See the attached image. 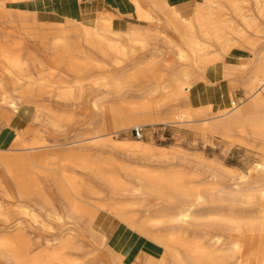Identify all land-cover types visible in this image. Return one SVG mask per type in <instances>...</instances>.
Instances as JSON below:
<instances>
[{"label":"bare ground","instance_id":"1","mask_svg":"<svg viewBox=\"0 0 264 264\" xmlns=\"http://www.w3.org/2000/svg\"><path fill=\"white\" fill-rule=\"evenodd\" d=\"M225 1L237 14L236 26L224 18L217 0H196L189 16L170 0H125L131 11L125 14L127 25L95 8L60 22L36 21L28 10L8 15L40 39L49 62L25 53L18 38L0 45L3 126L32 105L33 122L56 127L58 116L39 103L41 87H50L56 67L78 75L74 81H52L53 97L67 100L90 73L99 92L91 107L108 131L105 144L122 151L128 163L90 154L104 145L103 135L92 129L93 137L75 139L50 155L59 145L41 138L38 129H31L27 143L15 139L0 148V189L14 188L17 212L41 227L48 224L39 220L40 211L60 224L55 233L32 236L0 203V264H264V0H250L252 11L239 5L247 0ZM225 54L238 60L220 70L218 107L194 106L197 73ZM98 58L107 63L97 64ZM235 86L244 95L240 104L230 99ZM131 96L140 99L127 103ZM156 124L192 125L231 145L255 143L260 157L247 173H235L200 154L142 138H111L124 126ZM55 157L65 163L49 167ZM40 163L61 212L28 171ZM100 211L110 221L98 223ZM80 229L91 239L84 250L75 241ZM78 252L81 258L73 259Z\"/></svg>","mask_w":264,"mask_h":264},{"label":"rangeland","instance_id":"2","mask_svg":"<svg viewBox=\"0 0 264 264\" xmlns=\"http://www.w3.org/2000/svg\"><path fill=\"white\" fill-rule=\"evenodd\" d=\"M93 1V0H92ZM175 4L176 9L182 16H189L192 12L196 0H170ZM222 5V12H224L227 20L231 22L232 26L239 24L237 14L233 8L225 0H217ZM4 2V5H2ZM83 14L89 12L90 8H95L100 12H107L113 15L115 23L127 25L128 18L125 15L115 13L113 10L105 8L100 2L90 0H81ZM65 5V6H62ZM240 6L246 9L253 10V4L250 0L247 2H239ZM63 7V8H62ZM72 8V3H63V0H22L18 2H12L10 0H0V45H7L14 38H18L19 46L23 48L25 53H35L36 57L48 63L45 60V49L42 47L40 39L33 37L27 27L21 26L14 21L9 20V17H15V9L28 10L35 12L33 16L36 21L39 22H60L69 14V9ZM9 15V17H8ZM33 17H28V25H31ZM130 20V19H129ZM131 21L134 22V18L131 17ZM47 27V26H46ZM237 47L232 48L230 51L236 53ZM212 50V49H211ZM44 56V57H43ZM238 60L237 56L225 54L221 59L207 65L203 71L198 72L197 79L194 83L193 92L199 99L197 101L199 106H203L207 101H217L218 91H210L205 89L206 74L209 71L216 70V73L222 69L223 65H233ZM99 65H105L107 62L100 58L96 61ZM46 67L49 64H45ZM51 67V66H49ZM54 68V67H53ZM2 69V63H0V73ZM63 68L56 67L53 70V76L50 77V87H41L39 96V103L47 105L56 116H58L57 126H46L39 122L32 121L33 106L29 105L27 109L19 110L11 120V126H3V121L0 117V148H7L11 146L15 139L17 143L28 142L31 139V129H38L41 138H44L49 144H57L59 146L49 150L51 151L65 150L66 143H69L77 139H85L93 137L95 134L90 133L89 130H99L101 136L100 143L103 146L97 147L94 150H89L92 155L99 156L103 159H107L113 163H128L127 158L122 151H111L105 143L108 137L104 135L107 130H103L102 122H99L98 115L91 107V101L95 95L99 92L95 89V85L91 83L93 79L92 74H86L82 76L79 84H75L73 96L67 100H57L52 94L53 82L61 80L74 81L75 78H79L78 75L65 73ZM216 74V75H217ZM51 81V82H50ZM53 81V82H52ZM44 83V82H43ZM46 83V82H45ZM218 84V83H217ZM56 85V84H54ZM244 95L240 86L233 87L232 95L230 99H233L236 104H240ZM140 98L136 96L128 97L126 100L129 102H137ZM218 103L214 105L216 109ZM1 116V110H0ZM109 122V120L107 121ZM136 128V127H135ZM135 128H129L124 126L118 129V132L111 136L112 139H132L135 138ZM142 128V139L154 146H165L179 149L183 153L202 155L210 160L221 162L225 166L229 167L233 172L247 173L252 164L259 160L260 153L258 146L255 143L247 142L243 144H230L219 137L212 138L211 136L202 135L200 132H196L192 125L186 124H156L145 125ZM105 129H109V123H106ZM103 130V131H102ZM141 139V138H137ZM95 142H87L85 145H92ZM99 143V144H100ZM19 147V146H17ZM43 151V150H40ZM18 153V152H17ZM50 158V157H49ZM65 162L57 157L49 160L48 166L52 168L59 167ZM45 168L43 164H38L31 167L28 171L36 178L40 185L50 191V194L54 200V207L57 211L61 212L60 204L57 194L51 189L50 183L44 177ZM189 172L190 170L187 169ZM4 192L0 189V203L9 208L11 220L20 221L22 225L33 234L46 236L50 233H55L59 230V223L54 221L49 222L43 211L39 213V220L44 221L48 225L42 226L40 224H33L28 217L17 212V206L15 205L14 188L10 184L4 185ZM10 196V198L7 197ZM12 196V197H11ZM111 216L105 212L100 211L98 216V223L103 221H110ZM1 224V220H0ZM68 226H72L69 224ZM75 241L81 246V250L86 249L91 239L85 231L77 230L75 233ZM73 259H80L81 256L78 253L71 255Z\"/></svg>","mask_w":264,"mask_h":264},{"label":"crops","instance_id":"3","mask_svg":"<svg viewBox=\"0 0 264 264\" xmlns=\"http://www.w3.org/2000/svg\"><path fill=\"white\" fill-rule=\"evenodd\" d=\"M91 2L93 1H98L100 2L102 5L108 6L111 10H113L115 13L120 14V15H125L127 13H130V9L127 5V3L125 2V0H90ZM63 3H72V8L69 9V14L67 16H73L75 18H82L83 15V9H82V4H81V0H63ZM65 6V5H62ZM63 8V7H62ZM121 13H120V12ZM216 70H212L207 72L206 74V80L208 79L210 81L209 85L206 84L205 85V89H209L210 91H218V97H217V101H214V103H212L211 101H207V103L203 106L209 105L211 107L212 110H214V105H216L217 103L219 104V100L222 96V87L219 86V84H217L221 79H220V71L218 72V74L216 75ZM194 88V87H193ZM196 93L191 92V99L193 101V105L196 107H201L198 105L197 101L199 100L197 98V96H195ZM218 106V105H217ZM217 108V107H216Z\"/></svg>","mask_w":264,"mask_h":264},{"label":"built area","instance_id":"4","mask_svg":"<svg viewBox=\"0 0 264 264\" xmlns=\"http://www.w3.org/2000/svg\"><path fill=\"white\" fill-rule=\"evenodd\" d=\"M134 136L135 138H142L143 134H142V128H135L134 130Z\"/></svg>","mask_w":264,"mask_h":264}]
</instances>
